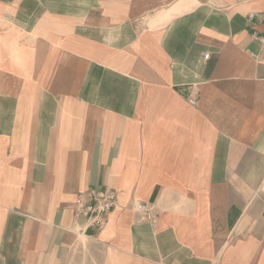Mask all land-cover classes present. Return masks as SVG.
I'll return each mask as SVG.
<instances>
[{
    "label": "crops",
    "instance_id": "0c3cea01",
    "mask_svg": "<svg viewBox=\"0 0 264 264\" xmlns=\"http://www.w3.org/2000/svg\"><path fill=\"white\" fill-rule=\"evenodd\" d=\"M254 33L264 0H0V264H264Z\"/></svg>",
    "mask_w": 264,
    "mask_h": 264
},
{
    "label": "built area",
    "instance_id": "2783aa9c",
    "mask_svg": "<svg viewBox=\"0 0 264 264\" xmlns=\"http://www.w3.org/2000/svg\"><path fill=\"white\" fill-rule=\"evenodd\" d=\"M254 14L249 19L252 20ZM254 36L264 44V36L254 33ZM192 105L196 104V100L189 98ZM77 208L75 211L76 216H84L87 218L86 227L92 229L101 228L107 217L113 212L118 204L117 193L110 188L94 189L91 190L87 197L81 195L76 200ZM135 209L140 215L142 221L153 222L155 221V214L153 208L149 204L138 202Z\"/></svg>",
    "mask_w": 264,
    "mask_h": 264
}]
</instances>
